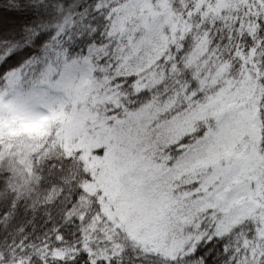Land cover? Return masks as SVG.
I'll use <instances>...</instances> for the list:
<instances>
[{
    "label": "snow or ice",
    "instance_id": "snow-or-ice-1",
    "mask_svg": "<svg viewBox=\"0 0 264 264\" xmlns=\"http://www.w3.org/2000/svg\"><path fill=\"white\" fill-rule=\"evenodd\" d=\"M0 264H264V0H0Z\"/></svg>",
    "mask_w": 264,
    "mask_h": 264
}]
</instances>
